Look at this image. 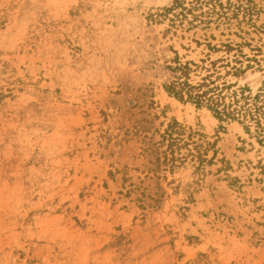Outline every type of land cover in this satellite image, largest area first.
<instances>
[{"label": "rangeland", "instance_id": "374dc122", "mask_svg": "<svg viewBox=\"0 0 264 264\" xmlns=\"http://www.w3.org/2000/svg\"><path fill=\"white\" fill-rule=\"evenodd\" d=\"M256 106L264 0H0V264H264Z\"/></svg>", "mask_w": 264, "mask_h": 264}, {"label": "trees", "instance_id": "16d2710c", "mask_svg": "<svg viewBox=\"0 0 264 264\" xmlns=\"http://www.w3.org/2000/svg\"><path fill=\"white\" fill-rule=\"evenodd\" d=\"M179 84V83H177ZM183 84V83H182ZM174 85V84H173ZM183 86H185L183 84ZM206 87V89H204L201 93H194L192 94V91L191 89H195L193 87H188L187 88V92H188V97L190 100H196L194 101L195 103L197 104H201V101H203L202 99L204 98L206 101L210 102L211 105H212V108L214 109V112L216 113V115L221 119L222 116H225V115H229L231 113H233L232 111L235 110V109H232V110H229L232 105H236L239 100L238 99H232V103L229 101L227 104L225 103V96L222 95L221 96V89L216 92L218 90V86H212V87H209V85L206 83V84H202V85H199L197 88L199 87ZM170 89V87H168ZM174 87H172V91L174 92V95H176L178 98H181L182 97V90H180L179 92H176L174 91L173 89ZM199 90V89H198ZM216 92V93H215ZM209 93H211L207 98H205L206 95H208ZM233 98V97H232ZM244 105H246V102L244 101V104L240 105L239 106V110H241L242 108H244ZM219 106H222V110H218V107ZM246 112H248V114L253 118L255 119L258 127H260V120H259V115L260 113L258 112L259 110V107L256 106L254 107V111L251 112V109H244ZM254 112H257L258 113V117H255V113ZM261 128V127H260ZM183 127H181L180 124H178L176 121H173L172 123H170L168 125V128L165 130L164 134L161 135V138H162V142L167 140L168 141V145L167 147L170 149V152L171 154H173V150H172V146L174 145L175 146V142H176V138L173 137L174 133H177L178 135L181 134L183 132ZM259 133H262L261 135H263V139H262V142H263V145H264V128H261ZM198 152V151H197ZM192 157H195L193 154H191ZM202 155H200L199 153H197V158L201 159Z\"/></svg>", "mask_w": 264, "mask_h": 264}]
</instances>
